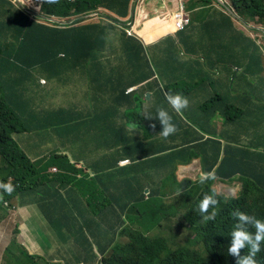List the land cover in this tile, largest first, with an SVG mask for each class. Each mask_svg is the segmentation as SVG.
<instances>
[{"label":"trees","instance_id":"trees-1","mask_svg":"<svg viewBox=\"0 0 264 264\" xmlns=\"http://www.w3.org/2000/svg\"><path fill=\"white\" fill-rule=\"evenodd\" d=\"M230 1L241 19H257V23L264 24V0ZM30 2L36 4L41 13L56 16L64 21H71L77 13L90 15L91 11L98 7L109 10L113 8L114 12L120 11L123 14V9L128 4L112 5L105 0H77L73 3L68 0H54L51 3L48 0H30ZM15 3L17 4L15 0H0V8L14 9ZM75 10V14H70ZM188 10H190L189 7ZM12 13L15 14L12 15ZM104 17L106 24L88 22L86 25H80L92 19L89 16L84 20L81 17L64 27L41 24L21 9L18 12L11 10L5 18H0L2 21L0 23V53L4 50L8 54L7 57L0 56V71L7 78L6 89L0 93V159H2L0 177H6L2 179L3 183L14 186L11 193L0 190L2 195L0 215L5 216L3 207L8 202L9 209L15 208L16 196L23 201L24 195L30 192V195L39 197L41 201V188L49 189V195L44 198V201H50L51 205L61 203L67 209L70 208L67 202L72 201V194L80 190L91 208L101 206L98 210L101 211L106 205L132 204L133 207L128 211V218L137 221L136 214L139 217L138 224L142 230L136 227L135 230L124 231L123 233L128 237L127 243L115 245L109 255L106 258L103 257L102 264H236V257L227 252L230 232L238 223L232 213L240 211L264 220V165L260 168L255 165V161L261 155L258 154V149H262L261 141L264 136V133L259 131V124H264V112L259 111V107L264 103L257 104L256 113L252 110L254 102L249 105L246 104L247 99H243L244 96L255 97L250 91L255 94L262 91L260 84H256L253 88L252 81L250 82L253 75L258 74L254 72L255 67L258 66L255 56L262 58L261 49L256 47L257 49L253 50L248 45L245 48L236 49L233 46L231 53H223V56L212 59L205 48L198 47L200 42L193 50L188 51L182 37L179 36V33H184L186 29L178 31L173 23L176 39L180 44L179 49L177 52L172 50L164 58H158L157 53L152 50L157 46L147 47L145 40L139 38L136 33L129 35L124 28V23L117 17L109 14ZM113 22L120 25H114ZM113 31H118L122 35L109 39L108 32ZM2 35L13 37V40L5 42ZM106 38L109 39V47L112 48V43L117 45L114 47H122L121 55L114 58L133 61L134 68L130 71L129 77L132 80H138L136 83L133 81L127 83L120 95H113L116 106L106 107V110L103 109V116L95 118L84 116L83 112L68 113L67 109L62 108L51 110L52 112H35L34 108L41 109L42 105L38 104L32 92V95L27 96L25 86L34 82L42 85L41 79L44 78L42 70L46 71L51 79H57L63 75L65 64L69 61L98 59L104 53ZM203 50L205 57L200 56L196 60V67L192 69L188 67L190 65L189 60L186 59L188 53L198 54ZM223 59L224 65L219 69L217 66L220 61L223 63ZM258 76H263V73ZM138 83L140 95H126V88ZM19 85L23 88H19ZM149 92L151 100L146 97ZM169 94L185 97L188 100L187 107L180 113L175 112L165 99ZM137 105L140 108V142L133 139V142H127L123 147L132 159L137 158L138 151L140 156L148 157L143 167L147 173L148 171L155 173L154 179L147 175L138 181L137 179L118 181L117 179L116 181L125 185L119 187L123 191L117 197L115 193L112 198L106 195V204L104 192L97 183L99 178H93L89 182L87 177L85 182V178L78 179L79 175L87 171L72 162L69 156H62L61 151H58L61 150L60 148H56L57 153L52 154L44 162L35 163L32 148L29 149L26 145L28 143L26 134L36 137L33 139L34 143H68V140L69 143H73L77 140L76 137L80 136L83 138L91 136L92 143H97L93 140L94 137L98 140L114 138L117 143H124L128 138L127 133L123 130V126H117L115 118L120 117V107L135 110ZM157 108L167 110L172 123L176 125V131L167 138L158 134L162 127L158 121L154 118L145 119V113L155 116ZM85 118H88L90 123L87 124ZM99 119H109L114 123L109 128ZM219 120L234 129L233 136L238 135L241 141L255 138L254 141L258 144L250 146L248 143H238L239 140L236 137L231 138L232 143H220L216 139V130L213 127ZM153 121L157 123L155 131ZM197 128L204 129L208 135L200 156L207 161H214L223 150L230 159H223L214 176L231 178L241 174L244 184L236 198L228 199L210 187L213 183L211 179H205L203 191L199 196L200 201L205 194H208L216 199L217 204L210 205L208 211L203 214L198 207L200 201L196 207L191 204L186 213L180 215L179 212V216H182L187 223L182 227L188 234L183 241L178 238L180 234L169 235L162 225L169 215L176 214L179 198L175 197L172 200H176L175 210L171 205L170 208L165 206L170 209V213L163 215L160 212L163 205L168 204L165 198L172 190L169 180H173L174 184L177 183L175 190L178 193L181 192V198H184L187 186L192 185L190 181L178 182L176 171L180 163L188 161L192 156L190 153L192 149L182 145L181 140L188 141L190 131ZM205 163L207 165V162ZM208 165L215 166L214 163ZM225 165L227 166L224 167ZM49 166L51 169L56 168V172L49 171ZM100 167H103V164H96L94 167L98 175L104 173L99 171ZM208 171L209 169L206 168V172ZM59 173L61 174L56 177L55 174ZM159 174L162 175L161 180L155 177ZM110 180L112 179L107 180L108 185L116 190V181L112 180L110 183ZM151 181H154V185ZM83 182L84 185H82ZM50 186L55 190V194H51ZM146 188H150L148 199L144 193ZM159 196L162 199H158ZM213 211L215 212L213 220L202 218ZM166 212H168L167 209ZM92 213L95 216L98 215L97 212ZM19 227L12 231L13 249L8 250L6 258L16 262L13 264H48L42 259L31 256L30 252L19 243L18 236L21 233L18 230ZM245 227L250 232L255 231L251 224ZM156 229L158 233L154 234L153 231ZM149 233H153L152 236ZM176 238L180 240L179 244H175ZM65 242L70 243V239L66 238ZM261 246H264V242ZM43 250L41 254L50 253L48 249ZM31 253L34 254V251ZM244 254H247V248L240 250V255ZM261 261L264 264V251Z\"/></svg>","mask_w":264,"mask_h":264},{"label":"crops","instance_id":"crops-1","mask_svg":"<svg viewBox=\"0 0 264 264\" xmlns=\"http://www.w3.org/2000/svg\"><path fill=\"white\" fill-rule=\"evenodd\" d=\"M105 1L112 5L117 3H128L126 8L123 9V14L120 11L119 13L114 12V9L111 8L110 15L114 16V14H117L123 18L121 20L125 22H127L130 17L133 18L134 21L131 23L130 31H132V34L136 33L139 38H143L147 44V47L157 46L153 47L152 50L153 52L157 53L158 58L166 57L172 50L175 52L178 51L180 44L176 39V32L172 26L173 22L171 20V13L173 14L172 11L178 6L177 0H141V4L140 0ZM207 2L208 4L205 5ZM187 6H190L189 15L190 18H192L191 23L186 28L184 33H179V36L182 37V40L185 43L186 49L188 51L193 50V48L197 46L196 44L200 42V46L198 47L205 48L207 50L208 56H210L212 59H215L216 56H223V53H231L233 51L235 41L241 40L240 32L242 27L240 23L233 21V19L228 16L229 13L221 12L218 7L215 4L213 5L212 1L209 0H189ZM121 7L124 8L125 6ZM20 9L26 11L30 15L29 10L24 9L21 5L15 3L14 9H12V7H1L0 18H5L8 14H10L11 10L18 12ZM158 13L162 15L160 18L158 17ZM13 14L15 13H12V15ZM1 22L2 21H0V23ZM106 27L108 30V26ZM116 35L122 34L118 31L108 32L109 39ZM108 38H106L104 53L98 59L78 60V62L69 61L67 64H65V66L70 65L71 69L75 70L72 79L76 81V88L78 83V90L82 92L85 91L87 93V85L85 81L87 76H89L93 83L98 85L99 89L105 90L107 88L108 90L106 91L111 96L114 94L120 95L122 93L123 87H125L127 83H130L131 81L134 83L138 82V80H132L129 77L130 71H132L134 68L132 64L133 61H125L114 58L115 56L118 57L121 55L120 53L122 47H114L116 45L114 43L111 44L112 48L109 47ZM258 53L259 52H257V54ZM201 54L204 56V50L201 52ZM256 58L258 62H261V64L258 67H255V70L258 71V74L253 78V83L258 84L264 81V55L262 54V58H258L257 55ZM186 59L189 60L188 62H190V65H188V67L191 69L192 67L197 66L196 60H192L187 57ZM261 73H263V76H258ZM63 79L67 78L64 77ZM139 83L127 87L125 91L126 95L136 94L139 96ZM134 87L135 91L129 92V89ZM96 99L98 100L100 98ZM55 101L57 102V100ZM60 105L61 103L58 104L57 109L55 108L51 110H61L59 107ZM80 109L83 108L81 107ZM103 109L106 110L107 108L104 107ZM51 110L49 111L47 109L44 111L52 112ZM67 110L68 113L75 112L76 114H79L80 112L77 110ZM80 113H82V111ZM82 115L85 116V113ZM119 115L120 117L115 118L116 123L118 126L124 127L123 130L125 133H127L128 137L125 139L127 141L124 143L133 142V139H136L138 142H140V108L138 105L135 110H129L128 107H120ZM84 120L87 121V124L90 123L88 118H85ZM99 120L102 121V124L106 123L105 119ZM152 125H154L153 130L155 131L157 123L153 121ZM206 134V131L202 128H197L196 130L192 129L190 131L188 141L181 140L182 145L187 147V149H192L190 153L191 155L197 157V159H195L191 165L181 166L183 163H180L179 167L190 169L189 173H193L194 176L198 175L201 171L200 155H202L201 150L205 147V139L208 137ZM188 135L189 134H187V136ZM235 137L241 141L238 135ZM34 138L36 137H32V139ZM76 139L77 140L73 143H69L68 140V143L31 144L28 142L26 145L29 149L32 148V153L34 155H31L35 160V163L44 162L52 154L57 153L56 148H60L61 150H58L61 151L60 154L69 156V158L74 163L84 165L83 168H85V171L88 170L86 166L90 167V174H88V172H84L83 175L78 176V179L85 178L84 182L87 179L89 182L93 178H99L97 183L104 192L105 198L106 195L110 196L111 198L113 197L115 189L108 185L107 180L113 179L112 172H114V165L117 162L119 163L126 160L129 161L127 165L130 166H127L126 164L119 166L121 174L141 176L140 179L147 175L154 179V176L151 173L153 171L147 170L150 173L149 174L146 172V170H144L145 167H143V164L147 163L148 157L140 156L139 151L136 159L126 156L121 152L124 151L123 148H117L115 144L117 143L116 139L113 138L108 140H98L96 137H94L93 140L97 143L91 142V136L86 138L76 137ZM247 141L249 140H243L242 142L246 143ZM116 148L117 150H115ZM220 152H223V150ZM209 159L211 158L209 157ZM96 164H103V167H100L99 171H104V173L100 175L97 174V172L94 170ZM195 164L198 165L195 166ZM149 168L154 169L152 167ZM55 169L56 168L53 170ZM176 173L178 172L176 171ZM101 176L106 177L102 178ZM178 177L181 178L179 174ZM84 182L82 185H84ZM153 183L154 181H151V184ZM225 186H227L225 187V190H227L228 185ZM49 188L51 189V194H55V190H53L51 186ZM88 190L87 193L89 194ZM144 193L150 194V188H146ZM47 195H49V189L41 188V201H39V197H34L32 194L26 198V200L22 201L20 199L18 205L15 204V207L18 206V208L20 207L21 209V214L18 215L17 219H10L0 224V264L3 263L2 256L5 253V249L11 244V242H13L14 234L12 233V229L17 226H20L18 230L21 232L18 236L19 243L30 252L31 256H35L36 258L42 259L43 261L45 260L50 264H92V262L96 260L97 251L103 255L107 254L106 252L108 248L114 242L115 235L123 227V221L125 222V226H134V224L136 225V223H138L139 217L137 214L136 223L134 221L129 222L126 215H124L121 219V215H123L124 212L128 213L131 208L129 205L131 204H128V206H123L122 204H113L112 206L106 205V208L99 212L98 210L101 208V206L98 208L89 207L86 203L84 194L79 190L78 193L75 192L72 194V201L67 202V204L70 205V208L66 209V207L61 203H55V205H51L50 201H44V198ZM160 198L162 199V197L159 196L158 199ZM165 201H170L169 193H167ZM104 202L105 204L107 203V198ZM92 212H97L98 215L95 216L92 214ZM164 224L165 223L163 222V225ZM21 226L23 227L21 228ZM47 233L56 236L58 238L59 245L58 248L53 252L41 254L40 252L44 251V244L50 245L56 243L52 242L51 240L45 241ZM119 233L120 231L116 235L117 240H119ZM65 238L70 239V248H66L61 244V241ZM31 249L34 250V254L31 253ZM77 260H79V262L74 263Z\"/></svg>","mask_w":264,"mask_h":264},{"label":"rangeland","instance_id":"rangeland-1","mask_svg":"<svg viewBox=\"0 0 264 264\" xmlns=\"http://www.w3.org/2000/svg\"><path fill=\"white\" fill-rule=\"evenodd\" d=\"M183 1H184V5L186 7V10H187L188 9L187 7H190V6H187L189 0H183ZM209 1H212L213 5L215 4L221 12H226V13L232 12L233 16H230L231 19H233V21H235V22L240 23V25L242 27L241 32H240V37H241L242 43H246L249 47H252L253 50L257 47L258 49H262L264 51V35L259 34L258 37H252L251 33H257V31L255 29H249L248 28L249 23L257 24L259 26H264L263 22L257 23V19H254V20L241 19L234 9L233 10L229 9V7H231V5H232L230 0L227 1V4H222L218 0H209ZM146 4H148V3H146ZM206 4H208V2L205 3V5ZM184 11H185L184 7H178L173 12H175V13L180 12L181 13ZM71 13L72 12H70V14ZM149 16H148V18H149ZM161 16L162 15H160L158 13V17L160 18ZM191 17H192V15H191ZM87 21L82 23V25H86ZM67 24H70L69 21H65V25H67ZM253 26H254V28H257V26H255V25H253ZM2 37L4 38L5 42L13 40V37H8L7 35H2ZM257 40H259L260 42H257ZM0 56L7 57L8 54H6L4 50H2L0 53ZM61 56L64 57V55H61ZM200 56L203 57V55L201 53L195 54V53L189 52L187 55V58H190L192 60H198L200 58ZM223 58H225V57H223ZM3 59L6 60V58H3ZM223 65H224V59H223V63H222V61H220V63L218 64L217 67L219 68V67H222ZM42 72H43L42 76L46 77V78H42L41 83L44 80L46 81V83H42V85H37L34 82L32 84H28L25 86L27 96H30L33 94L35 96V98L37 99L36 101L38 103L42 104L41 109L34 108L35 112H46L44 110H47V109L51 110V109H55V108L57 109L58 104L61 103V105L59 107L62 109H70L72 111L77 110L80 112L82 111L89 118H95L98 116H102L104 114V110H103L104 107H115L116 106V103H115V100L113 99V96H111L106 91L108 89L107 88L105 90L99 89L98 85L96 83H93L92 80L89 78V76H87L85 78L86 85H87V93L85 91L82 92V91L78 90L77 89L79 87L78 83H77V88H76V81L72 79L75 70H72L70 65L64 67V75L61 77L60 76L57 77V79H51L50 75L46 71L42 70ZM64 77L67 79H63ZM6 83H7V78L3 75L2 71H0V93L6 89ZM256 84L255 83L252 84L253 88H254V86H256ZM259 84L262 88V91L256 92V94H259L256 96V99H257L258 103H261V102L264 103V81H262L261 83H258V85ZM19 88H23V87L21 85H19ZM31 92H32V94H31ZM252 93H255V92H251V94ZM260 94H262V95H260ZM96 98H100V99L97 100ZM50 99H52V100H50ZM55 100H57L58 103ZM149 100H151V97ZM251 101L254 102L255 100H251ZM96 104H99L101 107L99 105H96ZM80 107H83V109H80ZM259 111L264 112V105L259 107ZM129 113H130V111H129ZM105 120H106L105 125H108V127L111 128L114 121L109 120V119H105ZM212 125H213V123H212ZM213 127L216 130V139L219 140L220 143H232L231 138L232 137L235 138V136H233V133L235 132L234 129H232L230 126H226V125L224 126V124L221 120H219V122L215 123V125H213ZM259 131L261 133H264V124L263 123L259 124ZM206 136H208V135H206ZM79 138H83V137L80 136ZM26 139L29 143H31V144L34 143V140L32 138H30L29 134H26ZM225 139H228V140H225ZM254 139L255 138H251L246 143H248L250 146H256L258 144V142L254 141ZM238 143H245V142L238 141ZM261 143H262V146H261L262 149H258V154H261V155H259L257 161H255L256 162L255 165L258 166L259 168L262 165H264V136H263V140L261 141ZM115 144H116L117 148L121 147L124 149L123 145L126 143H115ZM162 144H168V143H162ZM117 148L115 150H117ZM121 152L123 154H125L126 156H128V152L126 150L121 151ZM222 158L223 159L228 158L224 152H222L219 155V157L214 161H207L206 159H204L201 156L200 157V160H201V163H200L201 171H200V173L202 171L206 172V168H208L209 171L213 172L215 175L216 171L218 170V165H220L221 162L223 161ZM195 159H197V157L192 155L191 158L188 159V161L186 160L185 162H183L184 166L193 164V161ZM0 161H1L0 163H2V159H0ZM205 162H207V165ZM128 163L129 162H126L125 164L127 165ZM209 163H214L215 166H210V165H208ZM78 165L80 167H84V165H82V164H78ZM197 165L198 164H195V166H197ZM51 166L48 167L49 171L53 170V169H51ZM58 166H60V165H58ZM119 166H121L120 162L119 163L117 162L114 165V170H113L114 172H112L113 173L112 174V176H113L112 180L113 181H116L117 179H118V181H120V180L121 181H127V179H130V180H133V179L136 180L137 179L136 181L140 180V176L121 174V170L119 169ZM226 166L227 165H225L224 167H226ZM86 167L88 168V170H87L88 174H90V172H91L90 167H88V166H86ZM189 171H190V169H188V168L187 169H185L184 167L177 168L178 173H176V180L178 182L190 181V182H192V185L191 186L186 185L187 188L184 191V198H181V192L178 193L175 190L176 189L175 186L177 185V183L174 184L173 180H169L170 184L172 186V190L169 193L170 201L167 202L168 203L167 205H163L164 207H163L162 211L160 212L163 215L170 213L169 208L171 207V205H173L172 209L175 210L174 206H175L176 200L175 201H172V200L175 197L179 198V200L177 201L179 206H178V209L176 211V214L169 215L168 218H166L164 220V223H165L164 228H165V231L169 233V235L171 233L180 234L178 236V238L182 239L183 241L188 236V234L183 230L182 227H183V225H186L187 223L182 216H179V212H180V215H181V213L182 214L186 213L187 211H189L191 204L193 207H196V205L200 201L199 196L201 195L203 188H204L203 187L204 184L201 183L199 180L200 173L198 175L194 176V174L189 173ZM60 174L61 173L55 174V176L57 177ZM178 174L180 175L181 178L178 177ZM152 175L154 176L155 173H153ZM101 177L105 178L106 176H101ZM155 177L158 180H161L162 175L159 174V176H155ZM5 178L0 177V183H3L2 179H5ZM112 180H110V183H112ZM211 180L213 181V183L210 184V187L212 189H214L216 191V193L222 194V195H227V196H237L238 191L234 190V193L230 194L231 191L229 189L225 190V187H227L225 185H228V187H231V186L233 187V186L237 185V184H235V182H237L238 184H241V185L244 184L243 180L239 178V174H236L235 176H233L231 178H221L219 176H214ZM118 181H116L117 188L115 191H117L119 189V187L125 186L124 184H120ZM241 185H238V187H239L238 189H240ZM0 190H2V189H0ZM29 196H30V192L28 194L24 195V197H23L24 200H26V198H28ZM197 197H199V198H197ZM15 198H16V204L18 205L19 199L17 198V196ZM1 203H2V199L0 197V204ZM7 204L9 205L10 203L8 202ZM165 206H168L169 208H165ZM3 208L6 212L5 213L6 216L2 215V217H1V215H0V219H1L0 221L1 222L6 220V219H9V220L10 219L12 220L13 218L17 219L18 215L21 214V209H19L18 206L15 207L14 209H11V210L8 208L7 205H5ZM166 209L168 210V212H166ZM22 227L23 226H21V228ZM13 230L14 229H12V231ZM22 237H23V234H22ZM46 237L51 239V240H56V243H57L53 247H48L50 250V253H51L58 248V245H59L58 238L54 235H51V234L47 235ZM178 238H176L175 244H179L180 240H178ZM26 239H28V238H26ZM65 241H66V238L61 241V244L65 245L66 243H69V242H65ZM8 243H9V239H8ZM7 245H9V244H7ZM9 246L11 249H13L12 245H9ZM32 250L33 249H31V251ZM100 260H101V257L98 255L97 262ZM77 261L79 262V260H77ZM11 263H15V262L11 261ZM48 264H50V263H48Z\"/></svg>","mask_w":264,"mask_h":264},{"label":"clouds","instance_id":"clouds-1","mask_svg":"<svg viewBox=\"0 0 264 264\" xmlns=\"http://www.w3.org/2000/svg\"><path fill=\"white\" fill-rule=\"evenodd\" d=\"M76 1L77 0H68V2H70V3H73V2H76ZM218 1L220 3H222V4H227L228 0H218ZM48 2L51 3V2H54V0H48ZM140 4H141V0H140ZM177 4H178L177 8L178 7H184L185 11L181 12V13L180 12L179 13H175L173 11L176 10L177 8L174 9L172 11L173 14L171 13V17H172L171 20L174 23V26H175V28L178 31H184L190 25L189 10L188 9L186 10V7L184 5V1L183 0H177ZM229 9L233 10L232 5H231V7H229ZM75 12H76V10L74 12H72L71 14H75ZM91 12L92 13L90 15H85L84 13H81V14L77 13V15L74 16V18L71 21H69V23L74 22V21H76L77 19H79L81 17H83V20H84V19L88 18L89 16H91L92 19L88 20L87 23L88 22H92L93 24L107 23V21H106L104 16L108 15V14L110 15V10L109 9H106L104 7H98L96 10L91 11ZM228 13H229V15H228L229 17L233 16L232 12H228ZM178 14L184 15L183 17L186 16L185 18L188 19V22L184 24L182 29H179V27L176 25V22H177V17L176 16ZM114 16L117 17L120 21H122L121 19H123L117 14H114ZM34 19L37 20L38 22H40L41 24H45V25L57 26V27L66 26L65 25V21L66 20L64 21V20L58 19L56 16H48V15H45V14H43L41 12ZM133 21H134V19L131 18V17H130V19L127 22L122 21L124 23V28H125L126 32L129 35L132 34V31H130V29H131V23H133ZM113 23H114V25H120V24L115 23V22H113ZM80 25H82V24H80ZM253 25L257 26V28H254ZM248 28L249 29H255L257 31V33H251L252 37H258L259 34H263L264 35V26H259L257 24L249 23ZM257 42H260V41L257 40ZM246 46H247V44L246 43H242L241 40L235 41L234 47L237 48V49H242V48H245ZM260 51L264 55V51L262 49ZM260 64H261V62H258V66ZM237 71L239 72L240 70H237ZM255 71L258 72L257 70H255ZM254 77H256V76L253 75V77L250 79V82L252 81V83H253V81H254L253 78ZM42 83H44V82L42 81ZM134 91H135V87L129 89V92H134ZM253 95L255 97L244 96L243 99L246 98L247 99L246 104H249V105H251V102H252L251 100H255L252 110L256 111L255 107L257 106V104H262V102L261 103L257 102L256 96L259 95V94H253ZM165 99H166L168 105H170L171 108L177 113H180L181 110L186 108L187 105H188V100L185 97H182L179 94H176V95L169 94V95H167L165 97ZM152 118H154L156 121H158L159 124L162 126L161 130L158 132V134L160 136H162L164 138H167L170 134H172V133H174L176 131V125L174 123H172V118L169 115L167 110H165L163 108H157L156 112H155V116L151 115L150 113H145V119H152ZM226 126H229V125H226ZM62 156H66V155H62ZM62 156H61V159H62ZM126 161H128V160H126ZM126 161H121L120 164L121 165H125L124 162H126ZM181 166H184V164H181ZM52 171L56 172V169L52 170ZM213 177H214V173L213 172H210V171L209 172H203L202 171L200 173L199 180H200L201 183H203L205 181V179H212ZM239 178L242 179V175L241 174H239ZM235 184H237V185H235L233 187L232 186L228 187V189L231 191L230 194L234 193V190H237L238 191V195H239L240 191L243 188V184L241 185V184H238L237 182H235ZM238 185H241L240 189H238L239 188ZM13 187L14 186L12 184H10V183H0V189H2L5 193H11L13 191ZM122 191H123L122 189H118L117 191H114V193L116 194V197L120 196ZM145 195H146V199H148V194L146 193ZM220 195H222V194H220ZM222 196H224V197H226L228 199H232L233 197L234 198L237 197V196H226V195H222ZM0 197H2V195H0ZM17 198L20 201V198L18 196H17ZM216 204H217V201L212 195L205 194L203 196V198L201 199V201L199 202L198 207H199L200 212L203 214V213H206L208 211L210 205L215 206ZM5 205H7L9 207V205L7 203ZM129 206L133 207L132 204L129 205ZM12 209H14V208H12ZM19 209H20V207H19ZM124 215H126V217L128 218V213L124 212V214L121 215V219H122V217ZM232 215L237 218L238 223L233 227V229H232V231L230 232V235H229L230 236V240H229V244H228V247H227L228 254L236 257V264H263L262 261H261V256H262V253L264 251V246H261V243L264 242V220H261V219H258L256 217L247 215V214H245L243 212H240V211H235L234 213H232ZM202 218L205 219V220H213L215 218V212L213 211L212 213H209L208 215H204V216H202ZM8 220L9 219H6L4 221H8ZM128 220H129V222L132 221V220H130V218H128ZM4 221L0 222V224H2ZM134 222L136 223V221H134ZM247 224H251V226L255 229V231L254 232L248 231L246 229V227H245V225H247ZM162 225H163V223H162ZM136 227L140 228V225L138 223H136V225L134 224V226H131V225L130 226H125V222L123 221V227H122L121 230H119L120 231L119 240H117V238H116V235L119 232L118 231L117 234L115 235V239H114L113 244L108 248V250L106 252L107 254L103 255L99 251H97L96 260L93 261L92 264H102L103 257L106 258L109 255L110 250L115 245L127 243L128 237L123 232L126 231V230H129V231L130 230H135ZM140 230H142V229L140 228ZM153 233L157 234L158 233V229L154 230ZM153 233H149V235L152 236ZM10 245H12V242H11ZM245 248H247V254L246 255L245 254L244 255H240V250L241 249H245ZM9 249H11L10 246H8L5 249V253L2 256L3 257V263L2 264H13V263H11V261L9 259L6 258V255H7V252H8ZM98 255L101 257V260L97 262Z\"/></svg>","mask_w":264,"mask_h":264},{"label":"built area","instance_id":"built-area-1","mask_svg":"<svg viewBox=\"0 0 264 264\" xmlns=\"http://www.w3.org/2000/svg\"><path fill=\"white\" fill-rule=\"evenodd\" d=\"M17 4L21 5L24 9L29 10L30 15L33 18H36L37 15L40 13L39 8L36 4L30 2V0H16ZM184 15L178 14L176 25L179 27V29H182L184 24L188 22V19L183 17ZM44 83L46 81H43ZM131 91V90H130ZM128 162V161H126ZM124 162V164L126 163Z\"/></svg>","mask_w":264,"mask_h":264},{"label":"bare ground","instance_id":"bare-ground-1","mask_svg":"<svg viewBox=\"0 0 264 264\" xmlns=\"http://www.w3.org/2000/svg\"><path fill=\"white\" fill-rule=\"evenodd\" d=\"M130 66L133 67L134 65H133V66L130 65ZM112 67H113V66H112ZM111 69H112V68H111ZM144 83H145V82H144ZM140 84H141V83H140ZM148 84H149V83H148ZM158 87H160V86H158ZM157 89H158V88H157ZM162 90H163V89H162ZM139 91H140V90H139ZM158 92H159V91H158ZM133 98H134V97H133ZM133 100H134V99H133ZM144 100H145V99H144ZM146 100H147V99H146ZM135 108H136V107H135ZM133 110H134V109H133ZM117 126H118V125H117ZM118 128H119V127H118ZM225 146H226V145H225ZM142 156H143V155H142ZM144 157H145V156H144ZM58 158H59V157H58ZM146 159H147V158H146ZM222 159H223V158H222ZM127 166H130V165H127ZM65 182H66V181H65ZM66 183H67V182H66ZM69 183H70V181H69ZM69 183H68V184H69ZM68 184H67V185H68ZM69 186H70V185H69ZM226 196H227V195H226ZM91 197H92V196H91ZM99 200H101V199L99 198ZM30 208H31V207H30ZM105 208H106V207H105ZM27 210H28V209H27ZM16 212H17V211H16ZM25 212H26V211H25ZM15 214H16V213H15ZM40 214H42V213H40ZM23 215H24V214H23ZM5 216H6V215H5ZM1 217H2V216H1ZM12 218H13V217H12ZM4 219H5V218H4ZM13 219H14V218H13ZM13 219H12V220H13ZM0 222H1V221H0ZM54 222H55V221H54ZM12 223H13V222H12ZM23 224H24V223H23ZM15 228H16V227H15ZM43 228H44V227H43ZM48 229H50V228H48ZM53 233H54V232H53ZM54 234H55V233H54ZM58 234H59V232H58ZM47 235H49V233H47L46 236H47ZM48 240H51V239H49V238L46 237V238H45V241H48ZM51 241H52V242H56V240H51ZM56 244H57V243L50 244V245H45V244H44V248L49 250L48 247H53V246L56 245ZM64 246H65L66 248H70L71 245H70V243H66ZM44 248H43V249H44ZM33 251H34V250H32L31 252H33ZM49 251H50V250H49ZM52 258H53V257H52ZM15 260H16V259H15ZM15 260H14V261H15ZM76 262L78 263V261H76ZM76 262H75V263H76ZM15 263H16V262H15Z\"/></svg>","mask_w":264,"mask_h":264},{"label":"water","instance_id":"water-1","mask_svg":"<svg viewBox=\"0 0 264 264\" xmlns=\"http://www.w3.org/2000/svg\"><path fill=\"white\" fill-rule=\"evenodd\" d=\"M150 95H151L150 93H147V94H146L147 99L150 98Z\"/></svg>","mask_w":264,"mask_h":264}]
</instances>
